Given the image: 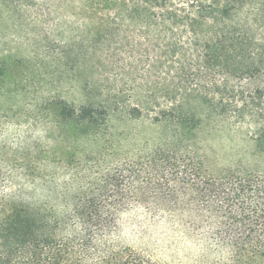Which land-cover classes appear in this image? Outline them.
Listing matches in <instances>:
<instances>
[{
  "label": "trees",
  "instance_id": "obj_1",
  "mask_svg": "<svg viewBox=\"0 0 264 264\" xmlns=\"http://www.w3.org/2000/svg\"><path fill=\"white\" fill-rule=\"evenodd\" d=\"M68 10L91 23L93 46L111 40L134 64L101 68L84 103L47 99L27 126L40 137L14 124L5 138L0 122V264H165L123 241L122 216L136 209L192 246L190 264H264V0H76ZM5 76L0 63V91ZM117 113L169 140L115 150ZM205 126L242 134L251 164L211 170Z\"/></svg>",
  "mask_w": 264,
  "mask_h": 264
},
{
  "label": "rangeland",
  "instance_id": "obj_2",
  "mask_svg": "<svg viewBox=\"0 0 264 264\" xmlns=\"http://www.w3.org/2000/svg\"><path fill=\"white\" fill-rule=\"evenodd\" d=\"M75 4L76 0H0V63L6 68L0 122L7 129L5 138L15 134L14 124L40 137L39 128L27 126L44 117L47 99L61 98L74 106L84 103L82 87L101 68L115 75L134 64L111 40L93 46L91 23L79 21L68 10ZM109 125L107 140L115 150L131 155L169 140L162 128L144 119L136 121L117 113ZM199 142L211 170L252 162L250 145L237 130L205 126ZM122 224L125 244L161 263L190 264L194 250L172 226L152 220L142 209L124 214Z\"/></svg>",
  "mask_w": 264,
  "mask_h": 264
}]
</instances>
